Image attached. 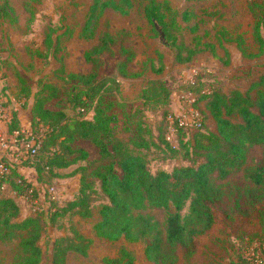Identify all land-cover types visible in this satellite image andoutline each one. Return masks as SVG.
I'll return each mask as SVG.
<instances>
[{
    "label": "rangeland",
    "instance_id": "374dc122",
    "mask_svg": "<svg viewBox=\"0 0 264 264\" xmlns=\"http://www.w3.org/2000/svg\"><path fill=\"white\" fill-rule=\"evenodd\" d=\"M130 1L131 5L124 7V12L108 7L95 14L91 32L83 35L92 0H8L10 17L0 19V104L9 120L12 115L16 117L24 134L31 132L32 97L43 83L51 84L59 93L57 98L46 103L48 109L63 110L69 115L78 111L74 105V94L82 87V79L70 74H94L96 79L105 81V87L99 92L104 94L103 97L97 96L95 100L99 98L112 103L109 112L116 117L114 134L125 142L135 134L137 126L142 124V128H152L167 108L171 112L170 118H177L187 104L197 98L187 86L196 78L202 82L200 89L203 92L218 88L227 94L234 89L247 90L257 77L264 75V0H166L180 14L178 17L181 18L183 12L188 14L187 20L180 22L185 28L186 43L197 53L186 64L173 61L172 51L161 33L155 34L146 21L142 11L146 0ZM257 23L261 45L253 36V26ZM49 28L52 47L46 48L44 39ZM105 30L117 36L118 41H123L133 54L124 75L118 71L117 62L123 57L117 46L111 53L99 56L96 67L85 58L96 42L98 32ZM19 78L30 90L28 97L23 94ZM110 79L117 82L113 83ZM153 81L166 87V105L151 100L143 105L142 92L151 88ZM109 92L111 94H106ZM159 93L162 96L163 92ZM196 105L204 121L203 129L214 130L204 103L199 101ZM91 115L88 113L86 117ZM193 132V128H186L184 140H191ZM37 134L39 131L34 133ZM165 137L175 145L177 133L170 123ZM72 145L84 148L88 153L87 160L62 169V175L77 166L91 168L90 162L99 159L98 149L89 141L77 139ZM23 151L17 144L7 153L10 160L21 163L24 160L21 157ZM132 152L145 157L151 172L170 171L174 166L187 164L182 159L183 152L179 151L169 158L162 147L146 150L132 148ZM263 152L264 147L252 146L246 166L261 161ZM115 170L120 173L117 167ZM20 171L32 183L35 193L17 196L8 185H2L0 194L15 198L21 217L43 214V233L38 242L42 255L38 264H51L52 242L58 237L72 235L71 227L89 240L90 246L86 256L70 254L67 264H104L106 259L118 257L121 249L133 255L135 264H152L143 253L142 243L123 238L110 241L96 236L92 224L100 205L106 202L98 192L96 180L97 196L91 204L93 218L86 220L67 213L49 220L48 216L54 211L53 204L62 206L77 194L78 176L37 181L32 168L22 167ZM213 182L223 190L224 203L212 208L214 223L208 233L198 238L197 252L189 260L181 259L177 264H225L228 261L241 262V256L250 263L257 258L258 264H264V202L256 204L245 215L234 206L235 201L246 202L244 191L253 188L240 170ZM187 205L188 201L181 215L187 212ZM138 212L149 214L159 223H163L167 213L163 209L151 208ZM15 254L16 241H0V260L3 264H12Z\"/></svg>",
    "mask_w": 264,
    "mask_h": 264
},
{
    "label": "trees",
    "instance_id": "16d2710c",
    "mask_svg": "<svg viewBox=\"0 0 264 264\" xmlns=\"http://www.w3.org/2000/svg\"><path fill=\"white\" fill-rule=\"evenodd\" d=\"M130 5V0H92L83 35L91 32L95 14L102 13L108 7L124 12V7ZM142 11L153 32L161 33L172 51L173 61L176 64L189 63L197 50L186 43L185 28L180 22L186 21L188 14L183 12L181 18L178 17L180 14L166 0H146ZM9 17L8 0H0V19ZM50 31L49 28L45 34L46 48L52 47ZM253 36L261 45L258 23L253 26ZM116 46L123 57L117 62L118 71L124 75L133 54L123 45V41H118L117 36L107 30L98 32L96 42L85 58L96 67L97 58L111 53ZM70 76L82 79V87L74 94V105L78 111L69 115L63 110L48 109L46 103L57 98L59 93L51 84H41L32 97L30 109V130L32 133L39 131L37 136L40 143L34 158L24 159L21 163L8 158L2 160L6 170L0 174V187L8 185L17 196L35 193L32 183L21 173L22 167L32 168L37 181L78 176L77 194L62 206L53 204L54 211L48 216L49 220L67 213L86 220L93 218L91 204L97 196L96 180L98 192L106 199L97 210L92 224L96 236L110 241L123 238L129 242H140L146 259L152 264H177L181 259L189 260L197 252L198 238L208 233L214 223L212 208L224 203L225 194L214 184V179H224L240 170L246 181L252 184L253 188L244 191L247 201L234 203L243 215L256 204L264 202V152L261 161L246 166L250 148L264 147V75L257 77L247 90L234 89L227 94L218 88L203 92L199 78L188 82V91L197 96L192 105L197 106L199 101L204 103L215 129H203L204 121L201 118L200 126L193 128L191 140H184L185 129L179 127L174 119L170 126L177 133L175 145L165 137L168 118L171 117L168 108L152 128H142V124L137 126L135 134L125 142L114 134L116 117L109 112L112 103L99 98L95 100L97 96L103 97L104 94L99 92L105 87V81L96 79L94 74ZM18 81L24 96L28 97L29 88L22 78ZM110 81L117 82L113 79ZM150 87L142 92L143 105L148 100L166 105V87L157 81L151 82ZM160 91L163 92L162 96ZM88 113L92 114L90 118L86 117ZM14 130L20 131L21 127L12 115L7 132L10 134ZM77 139L87 140L96 147L99 159L90 162L91 168L77 166L62 175V169L87 160V151L72 145ZM150 147H162L169 158L179 151L183 152L182 159L187 164L174 166L170 171L151 172L145 157L132 152V148L146 150ZM115 167L120 173L116 172ZM187 201V212L181 215ZM144 208L165 210L167 213L163 223L149 214L138 212ZM42 217L43 214L21 217V209L15 198L0 194V241H16L12 264L40 262L42 251L38 242L43 233ZM71 233L52 242L51 264H67L70 254L87 255L90 241L74 227H71ZM241 259V262L228 261L225 264H255L244 256ZM0 264H3L1 260ZM104 264L135 263L133 255L121 249L118 257L106 259Z\"/></svg>",
    "mask_w": 264,
    "mask_h": 264
},
{
    "label": "built area",
    "instance_id": "2783aa9c",
    "mask_svg": "<svg viewBox=\"0 0 264 264\" xmlns=\"http://www.w3.org/2000/svg\"><path fill=\"white\" fill-rule=\"evenodd\" d=\"M2 111L0 104V174L6 170L2 161L3 158L10 159V156L7 153L9 148L11 149L12 146L19 144L24 150L23 154H21L22 159H32L40 145L38 136L34 135L32 132L24 134L22 130H14L8 134L7 126L11 120H9V117L4 111ZM174 119H176L177 125L184 129L197 128L201 124L199 111L192 105V102L187 104V107L177 116V118L169 117V123H172ZM252 261L255 264L259 263L257 258Z\"/></svg>",
    "mask_w": 264,
    "mask_h": 264
},
{
    "label": "crops",
    "instance_id": "0c3cea01",
    "mask_svg": "<svg viewBox=\"0 0 264 264\" xmlns=\"http://www.w3.org/2000/svg\"><path fill=\"white\" fill-rule=\"evenodd\" d=\"M9 155V154H8ZM21 169V168H20Z\"/></svg>",
    "mask_w": 264,
    "mask_h": 264
}]
</instances>
